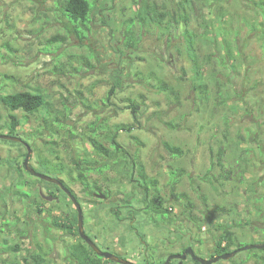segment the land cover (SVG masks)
<instances>
[{
  "label": "rangeland",
  "instance_id": "374dc122",
  "mask_svg": "<svg viewBox=\"0 0 264 264\" xmlns=\"http://www.w3.org/2000/svg\"><path fill=\"white\" fill-rule=\"evenodd\" d=\"M145 1L96 0L91 29L87 38L81 39L68 32L67 21L52 0H0V92H41L57 110L61 111L65 102L71 106L73 114L66 129L71 127L82 138H67L62 130L60 146L55 147L70 165L80 153L94 155L84 134L87 125L98 116L111 117V125H132L130 132L121 131L119 141L139 156L149 177L159 180L162 194L167 199L171 197V172L181 169L184 175L177 192L193 201L199 216L206 210L213 213L211 223L201 230L187 220L175 228L161 227L142 215L119 222L112 207L121 205L124 216L127 205H140V200L131 201L122 195L133 189L134 183L125 181L124 187L115 185L109 189L107 199L87 195L80 183H74L73 191L84 211V229L102 250L136 263H146L149 259L151 264H159L171 254H181L183 247L192 243L196 255L211 259L219 234L216 229L222 225L247 242H264V237L253 228L263 224V216H258V212L264 205L259 199L264 200V33L251 31L243 23L244 17L253 20L246 0H191L189 4L186 0H147L165 3L181 15L190 12L192 27L198 32H203L199 12L213 19L215 34L206 35L208 40L200 43L198 61H206V56L215 52L225 60L223 38L231 42L236 65L228 58L227 66L210 61L204 67L207 87L201 93L195 89L198 82L194 52L176 41L169 61L161 31L153 27L141 30L138 24L131 33V37L138 39V45L130 44L133 39H126L127 21ZM220 7L227 13L223 17L217 16ZM118 69L123 70L125 80L121 88L111 93L112 76ZM137 72L142 73L141 77L136 76ZM150 74L179 90L182 104L174 105L164 92L149 86L146 80ZM127 99L138 103L137 114L125 107L129 104L125 102ZM10 114L19 118L18 135L14 136L36 149L30 164L38 172L58 178L54 171L40 167V160L55 155L46 144L48 132L43 139L33 136L41 122L39 116L45 111L35 116L23 110L12 111L0 102V134H8ZM167 122L176 124V129ZM231 140L240 143V150L250 152L247 163L241 161V167L232 173L233 179L227 180L224 176L231 158L225 156L224 169L217 161L220 149L231 151L228 145ZM166 143L181 147L184 155L173 156ZM26 152L22 143L0 139V223L2 217L7 222L18 223L0 232V264L13 261L23 264L28 256L25 250L15 253L7 249L5 240L8 246L19 243L31 252L36 243L40 244L48 253V264H77L69 247L78 236L54 228L50 222L61 219L67 225L77 212L75 206L56 186H49L26 172L23 178L26 187L32 188V197L23 199L13 192L19 182V168L24 171ZM107 173L110 178L116 176L114 172ZM206 174L211 182L202 178ZM104 177L107 176L96 171L91 173V180L98 181L106 190ZM98 192L105 194L95 193ZM37 205L44 212L39 213ZM219 207L231 211L224 214L218 211ZM172 211L180 214L182 205L176 204ZM250 217L258 220L253 226L245 223ZM25 228L29 234L22 238L20 232ZM192 236L195 240L190 239ZM233 258L235 263L230 258L214 264H239L246 260L247 252L240 251ZM177 260L182 259H175V264ZM182 261L194 263L191 256ZM246 264L255 263L250 260Z\"/></svg>",
  "mask_w": 264,
  "mask_h": 264
},
{
  "label": "trees",
  "instance_id": "16d2710c",
  "mask_svg": "<svg viewBox=\"0 0 264 264\" xmlns=\"http://www.w3.org/2000/svg\"><path fill=\"white\" fill-rule=\"evenodd\" d=\"M46 1V0H45ZM55 4L56 9L60 12V15L65 17L67 21L66 28L70 34L76 35L79 38H87L88 33L91 29L92 15L95 12L96 0H52ZM188 4L191 0H186ZM93 2V3H92ZM246 5L249 10L252 11V21H248L247 18H243V23L250 26L251 31H262L264 33V0H246ZM201 19L200 26L203 32H198L192 27V16L190 12L186 11L183 15L173 12L165 3L159 4L157 2L145 1L143 5L135 10L134 16H132L127 21L126 28V39H133L130 44L138 45V39L131 37L133 33V26L138 24L141 30L153 27L156 30L161 31V35L165 36L164 43L166 45L165 49L169 51V56L167 59L171 61L173 53L170 52L171 48L174 46L175 42L185 46L188 51H192L195 54L194 58V71L196 73L195 89L199 92H205L207 87L206 79L207 75L204 72V67L209 65L210 61H216L218 65L227 66L225 60L232 61L235 63V56L233 54L231 42L224 37V47L226 51L227 58L224 60L221 55L217 53L208 54L206 56V61H198V51H200V43L205 41L206 35H214L215 30L213 29V19L205 17L202 12H199ZM225 14V8L220 7L218 9L217 16L223 17ZM130 39V40H131ZM208 38L206 39V41ZM205 41V42H206ZM264 54V42L262 45ZM166 51V52H167ZM123 70H117L112 76L113 87L111 93H115L125 80ZM141 72H137L136 76L141 77ZM9 77V76H7ZM153 81V82H152ZM149 86L153 87L159 92H164L170 101L174 105H181V93L174 86L170 85L163 78L150 74L146 80ZM1 88V85H0ZM108 98H110L108 96ZM0 102L8 109L12 111L23 110L27 114L38 115L45 111V114L39 116L41 122L39 123V128L33 133L34 137L41 136L48 132V141L46 144L50 147L51 151H54L55 155L52 158L44 157L40 160V167L45 170H52L58 174L64 184L73 191L72 184L80 183L82 185L83 191L90 196H94L96 191H104L107 197H109V192L115 185L124 187V182L129 181L133 184V189L126 190L123 192V196H127L128 199L140 200V205L133 207V205H127V212L124 216L121 215L122 206H114L111 211L116 216V220L119 222L126 221L127 219L133 220L139 215L146 216L152 221L158 223L159 226L165 228H175L177 226L183 225L187 220L191 224L202 229L206 224H210L212 221L213 213L206 210V212L199 216L195 212V204L193 201L184 193L177 192L178 184L184 175L183 170H176L171 172L170 187H171V197L167 199L163 194L159 185V180L157 178L149 177L146 173L144 164L141 162L137 154H132L129 152L119 141V135L121 131L130 132L133 129L132 125L128 124H110L111 117L108 116H98L95 121L90 122L87 125L86 133L84 134L86 139L91 143L93 147V153L88 154L86 152L78 154L72 159V165L66 163L62 157L55 151V147L60 146L59 137H61V131L65 130L67 133V138H82L81 135L75 133V131L69 127L67 120L71 119L73 109L68 103H63L62 110H57L47 96L41 92H32L29 90L18 91V92H0ZM125 102L129 103L125 107L131 108L134 114L138 113V103L134 100L127 99ZM124 108V107H123ZM118 109V107H117ZM38 117V116H37ZM137 117V116H136ZM10 127L8 134L18 135L17 127L19 126V118L16 114L9 115ZM167 125L176 129V124L172 122H167ZM43 139V138H42ZM10 141V140H7ZM15 142V141H13ZM17 143V142H16ZM19 143V142H18ZM239 142L230 141L228 145L230 147V152L227 149L222 148L219 150L218 161L222 169H224L225 156L231 158L229 161V169L224 176L227 180L233 179L232 173L235 169L241 167V161L247 163L246 156L250 152L249 149L240 150ZM64 145L69 146L68 142H64ZM167 150L177 157L184 155V151L181 147L166 143ZM33 149V148H32ZM36 149H33V153L30 156V162L34 158ZM27 152L25 153V157ZM74 157V156H73ZM24 171L19 168V182L16 184L13 192L16 196L25 198L32 197V188L26 187V180L23 178L24 172L28 175H33L28 172L24 165ZM94 171L105 174L104 177L106 182V190L98 182L91 180V173ZM114 172L116 176L111 177L107 172ZM240 172H244V169H240ZM209 173V172H208ZM64 176L67 180L61 178ZM222 176V173H221ZM204 180L211 182L209 174L202 177ZM45 181V180H44ZM47 184L54 185L57 187L59 192H62L68 202L73 206L72 201L69 199L67 194L57 185L48 181ZM52 187V186H51ZM255 188V186H254ZM253 188V189H254ZM74 192V191H73ZM75 193V192H74ZM77 199L80 201L79 197L76 195ZM260 201H264L263 198H259ZM180 203L182 205V211L180 214L173 213V207ZM174 205V206H173ZM38 206V205H37ZM39 213L44 212L41 205L36 208ZM75 210V209H74ZM218 211L227 214L231 211L225 207H219ZM258 216H263V224L261 226H253L254 221H258L252 217L248 218L245 223L248 226H253L256 233H260L261 237H264V205L262 204L259 210ZM3 221L0 223V232L5 231V227L8 225H18L17 222H7L3 217ZM52 226L57 229H63L66 233H71L77 235L78 239L75 243L71 244L69 247V253L73 260L77 264H109L112 260L105 257L99 256L94 252V250L80 237L78 230V214L69 218L67 225L61 219L50 220ZM239 223V222H238ZM239 225V224H238ZM4 227V228H3ZM217 228L219 231L215 239V251L210 255L211 258L215 255H222L225 253H231L239 248L244 247L252 242H247L235 234L234 230L231 228H226L224 225ZM211 231V229H210ZM22 238L29 234V231L25 228L20 232ZM191 234V233H190ZM191 240H195L192 236ZM96 242V241H95ZM262 242V241H260ZM6 248L12 252L18 253L25 250L28 252V256L23 259V264H48L50 262L48 258V253L46 254L43 247L36 243V246L30 251V248L23 247L21 244L16 243L12 246H8V240H5ZM194 245L190 243L186 247H183L182 253L188 248ZM243 250H241L242 252ZM247 252L246 260L240 262L239 264H246L248 261L253 260L255 264H264V249H249L244 250ZM31 252V253H30ZM240 252V251H239ZM232 257L230 261L234 262ZM166 258L163 259L159 264H163ZM178 261V260H177ZM14 262V263H13ZM10 264H21L20 261H13ZM115 262V261H114ZM146 263H150L149 259H146ZM235 263V262H234ZM170 264H175V259L171 261ZM177 264H186L184 261L179 260ZM193 264H201L194 260Z\"/></svg>",
  "mask_w": 264,
  "mask_h": 264
},
{
  "label": "water",
  "instance_id": "95a60500",
  "mask_svg": "<svg viewBox=\"0 0 264 264\" xmlns=\"http://www.w3.org/2000/svg\"><path fill=\"white\" fill-rule=\"evenodd\" d=\"M0 139L23 143L25 145V147L27 148V156L25 157L24 162H23L25 169L28 172H30L31 174H33L34 176L41 178L42 180L57 184L67 194V196L72 201L75 208L77 209L78 230H79L80 237L94 250V252L96 254H98L99 256L105 257L109 260L115 261L116 263H119V264H150V263H136V262L130 261L128 259L121 258V257H119V256H117L111 252L102 250L96 244V242L88 236V234L86 233V231L84 229V211H83V208H82L80 201L76 197V194L70 188H68L60 178L51 177V176L46 175L44 173L38 172L30 164V156L32 155L33 150L27 142L23 141V139L21 137L10 135V134H0ZM95 196L100 198V199L106 198V195L104 193H101V192L96 193ZM255 248L256 249H264V242L247 244L244 247L239 248L234 252L225 253L222 255H215L211 259H205V258H202V257L196 255L194 249L190 246L181 254L169 255L163 264H170L171 261L174 259L184 260L188 256H191L193 258V260L198 261L201 264H214V263L218 262L220 259L228 260V259L234 257L241 250H249V249H255Z\"/></svg>",
  "mask_w": 264,
  "mask_h": 264
},
{
  "label": "flooded vegetation",
  "instance_id": "af4514ba",
  "mask_svg": "<svg viewBox=\"0 0 264 264\" xmlns=\"http://www.w3.org/2000/svg\"><path fill=\"white\" fill-rule=\"evenodd\" d=\"M23 144V143H22ZM24 145V144H23ZM25 146V145H24ZM96 194V193H95ZM108 197L106 196V198L105 199H107ZM77 210V209H76ZM78 214V213H77Z\"/></svg>",
  "mask_w": 264,
  "mask_h": 264
}]
</instances>
